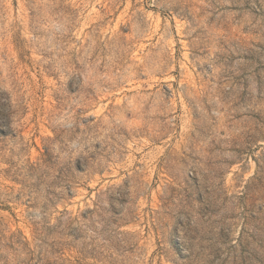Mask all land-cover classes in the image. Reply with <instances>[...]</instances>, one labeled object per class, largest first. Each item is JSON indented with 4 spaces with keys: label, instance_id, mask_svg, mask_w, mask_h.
I'll return each mask as SVG.
<instances>
[{
    "label": "rangeland",
    "instance_id": "374dc122",
    "mask_svg": "<svg viewBox=\"0 0 264 264\" xmlns=\"http://www.w3.org/2000/svg\"><path fill=\"white\" fill-rule=\"evenodd\" d=\"M0 264H264V0H0Z\"/></svg>",
    "mask_w": 264,
    "mask_h": 264
}]
</instances>
